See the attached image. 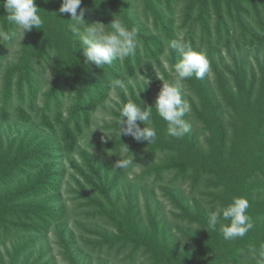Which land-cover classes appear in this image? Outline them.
Masks as SVG:
<instances>
[{
	"label": "trees",
	"instance_id": "trees-1",
	"mask_svg": "<svg viewBox=\"0 0 264 264\" xmlns=\"http://www.w3.org/2000/svg\"><path fill=\"white\" fill-rule=\"evenodd\" d=\"M35 3L42 28L26 31L21 41L0 5V242L24 238L0 264H55L46 250L24 254L53 226L68 264H88L79 260L81 246L65 237L73 217L95 224L98 239L86 240L90 251L123 256L124 264L143 254L148 264H257L250 248L264 243V0H82L85 23L111 31L116 16L136 31L135 55L103 68L85 63L70 16L59 13L62 0ZM177 36L209 61L203 79L183 81L189 132L168 135L154 107L163 85L156 82L155 95L130 88L128 97L117 87L121 104L105 123L112 139L80 145L113 80L136 81L160 67L166 82H174L180 56L168 42ZM129 100L152 106L154 142L119 134V109ZM119 156L132 162L113 167ZM137 166L141 172L131 174ZM70 168L71 200L87 208L78 214L63 194ZM158 186L180 210V222L163 213ZM234 196L248 200L253 227L229 241L208 213Z\"/></svg>",
	"mask_w": 264,
	"mask_h": 264
},
{
	"label": "clouds",
	"instance_id": "clouds-1",
	"mask_svg": "<svg viewBox=\"0 0 264 264\" xmlns=\"http://www.w3.org/2000/svg\"><path fill=\"white\" fill-rule=\"evenodd\" d=\"M82 0H62L59 8L61 15H69L72 23L69 25L74 36L78 37L81 44L82 55L85 63L103 68L111 65L114 60L135 55L137 49L136 31L129 29L117 17L110 24L111 31L105 29V24L96 22L85 23L84 9L80 8ZM7 13L10 24H14L19 33L20 41L26 31L33 27L42 28V18L38 13L35 0H0ZM78 9H80L78 13ZM16 32L13 33V36ZM168 47L179 53L180 59L174 65V82L164 83L159 90L154 107L160 118L167 122L168 135L181 138L189 132V124L185 116L190 112V104L183 96V81L195 77L203 79L209 71V61L202 51L195 49L191 42L182 37L172 39ZM167 67V65H165ZM114 87H122L120 79L112 81ZM140 94V93H139ZM138 94V95H139ZM152 106L144 108L140 103L129 100L119 109V134L132 136L136 141H155L157 132L152 120ZM93 116V119H96ZM143 123V127L140 123ZM99 128V127H97ZM128 148V147H127ZM129 149V148H128ZM112 166L126 168L132 162L119 156ZM248 200L243 196H234L230 203L216 207L208 213V222L212 227L219 225V231L225 240L243 238L252 229L253 225L247 214ZM254 257H258L257 264H264V243L258 248H250Z\"/></svg>",
	"mask_w": 264,
	"mask_h": 264
},
{
	"label": "rangeland",
	"instance_id": "rangeland-1",
	"mask_svg": "<svg viewBox=\"0 0 264 264\" xmlns=\"http://www.w3.org/2000/svg\"><path fill=\"white\" fill-rule=\"evenodd\" d=\"M17 46H15L14 50H16ZM169 56V54H167ZM166 55V56H167ZM165 63L167 67H165L166 71H170L169 63L167 61V58L164 57ZM171 72V71H170ZM172 73V72H171ZM147 74V72H146ZM152 76L147 74H141L139 73V77L137 78L136 81H130L123 83V86L120 87L122 88L128 97L131 96V91H129L130 88L134 90L135 95H138L139 89H143V91H149L155 95L156 93V82H162L164 83L163 79L166 81L165 75L160 70V67H155L154 70L152 71ZM137 85V86H136ZM139 87V88H138ZM189 95V94H188ZM110 98L106 101V105L104 107H100L97 114H96V119H94V122L92 123L91 127L89 130H87L85 137H83L80 141V145L84 146L85 144L89 141H97L101 142V140H104V142L109 141L112 139L113 134L110 133L108 129L105 128V123L110 122L111 120L114 119V115L112 111L118 110L119 106L118 104H121V99L119 97V92L117 87H112L111 93H110ZM157 97V95H155ZM188 98V96H187ZM188 100V99H187ZM117 112V111H116ZM6 127V125H4ZM99 127V128H97ZM32 136H35L37 139H42L43 136L39 135L38 133L32 134ZM203 137V136H201ZM202 147L205 149L206 144L202 143ZM89 151H92L91 148H87ZM60 164L65 166H68V160H59ZM155 162H159V159L155 160ZM73 169H69L68 173L65 174V179L63 183V194L64 198L67 200V205L70 209H72L73 214H78V212H85L87 208L85 207H80L76 208L77 203L73 202L71 198L74 197L72 193H69V186L70 184H74V181L70 178V173L72 172ZM141 172V166H137L133 169L131 174L133 173H139ZM162 186V185H161ZM161 186H158V192L156 193L158 197L160 198V201L162 203V211L164 214H167L169 216V221H174L176 220L177 222H180L179 217H180V210L176 208L174 203L170 201L163 193L161 190ZM186 186V185H185ZM81 204L84 202L80 201ZM143 203V200H142ZM142 205V204H141ZM197 214V210H192L190 217L191 219L195 218ZM76 220H79L78 222ZM188 220V219H187ZM77 222V223H76ZM103 223V222H102ZM99 226H104L102 225ZM81 225H84V227H81ZM94 223L88 222L83 220L82 218L78 217H73L67 227H65L66 233L65 237H70L75 243L76 247L81 246V249L79 248L77 250V253L80 255L79 260L80 261H88V264H124L120 259L123 256H114L111 255L110 257L105 256L104 254H99L98 252L100 251L99 249L97 252L90 251V247H86V240L91 238L93 239H98V235L92 233L91 231L94 228ZM179 227H183L182 225L178 224L174 226V230L181 234L182 232L178 231ZM56 227H52L48 231V236H42L39 237V243L37 246L33 249H30L24 254L29 255V254H35L37 255L39 252L47 251V256L49 258L54 257V263L55 264H68V261L65 259V257L62 254V249L59 245L58 241V236L56 235ZM24 240V238L20 240H13V241H8V242H0V258L1 256H4L7 258V255H12L14 253V250L17 248V246L20 245V243ZM103 252V251H102ZM92 253V254H91ZM34 255V256H35ZM24 257V256H23ZM147 257V258H146ZM145 258L148 259V256L140 255L138 260H136L133 264H148V262H145Z\"/></svg>",
	"mask_w": 264,
	"mask_h": 264
}]
</instances>
